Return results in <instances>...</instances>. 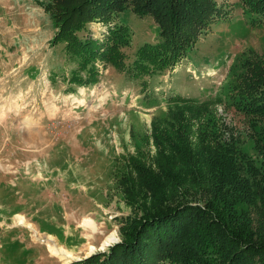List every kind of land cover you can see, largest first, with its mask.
<instances>
[{
    "label": "rangeland",
    "instance_id": "rangeland-1",
    "mask_svg": "<svg viewBox=\"0 0 264 264\" xmlns=\"http://www.w3.org/2000/svg\"><path fill=\"white\" fill-rule=\"evenodd\" d=\"M216 1L219 16L174 68L133 79L99 57V82L84 87L70 83L77 63L67 61L64 43L51 42L58 30L43 3L0 0V264H26L27 243L42 255L30 264L51 262L50 244L73 254L50 250L55 264H71L120 241V218L133 211L117 176L124 158L155 154L153 123L184 115L195 129L212 120L227 137L246 132L231 97L233 73L250 51L264 52V20L245 12L241 0ZM119 18L132 32L123 48L128 63L141 45L161 40L152 15L129 7ZM109 28L96 21L82 33L104 45ZM180 95L191 99H173ZM253 145L247 139L244 148L252 153ZM18 215L33 227L8 231ZM112 235L117 239L105 245Z\"/></svg>",
    "mask_w": 264,
    "mask_h": 264
},
{
    "label": "trees",
    "instance_id": "trees-1",
    "mask_svg": "<svg viewBox=\"0 0 264 264\" xmlns=\"http://www.w3.org/2000/svg\"><path fill=\"white\" fill-rule=\"evenodd\" d=\"M37 1L58 30L51 42L64 43L67 61L77 63L70 83L84 87L99 82V57L129 78L164 74L220 13L216 0ZM241 3L264 20V0ZM129 7L152 15L161 38L141 45L130 63L123 48L131 45L132 32L117 21ZM96 21L110 27L104 45L82 33ZM231 90L246 132L227 137L212 120L195 129L184 115L153 123L155 154L124 158L117 176L133 211L120 218L121 240L71 264H264V52L250 51L241 60ZM247 139L252 153L244 148Z\"/></svg>",
    "mask_w": 264,
    "mask_h": 264
},
{
    "label": "bare ground",
    "instance_id": "bare-ground-1",
    "mask_svg": "<svg viewBox=\"0 0 264 264\" xmlns=\"http://www.w3.org/2000/svg\"><path fill=\"white\" fill-rule=\"evenodd\" d=\"M18 220H19V224L22 223V224H28L30 226H32L30 223H28L25 219V217L23 215H18ZM85 222V226H90V227H93L94 229L96 228V225H95V222L92 218L90 217H85L84 218V221ZM33 227V226H32ZM117 239V237H115L114 235L112 236H109L107 238V240L105 241V245H109L111 242L115 241ZM50 250L55 253L56 255H58L59 257L61 256L62 258L65 257V258H70L71 256H73V254L67 250V249H64L63 247L61 246H58V245H51L50 244ZM103 248V247H102ZM95 249V246L94 245H91L90 246V252H93Z\"/></svg>",
    "mask_w": 264,
    "mask_h": 264
},
{
    "label": "crops",
    "instance_id": "crops-1",
    "mask_svg": "<svg viewBox=\"0 0 264 264\" xmlns=\"http://www.w3.org/2000/svg\"><path fill=\"white\" fill-rule=\"evenodd\" d=\"M86 89V88H85ZM31 222H35L34 220H32ZM20 224H22V223H20ZM26 225V224H25ZM6 228H8V231H14V230H22L23 228L22 227H20V225H19V223H17L16 221L15 222H13V224H11L10 226L9 225H6L5 226ZM27 227V226H26ZM12 231V232H13ZM16 239H18V240H21L20 239V236L18 237V238H12V243H13V241H15ZM27 239H30L31 240V238H29V235L27 236H25L24 238H23V240H27ZM3 242V241H2ZM35 242V241H34ZM6 243H8V242H6ZM28 247H30L29 248V257H30V259H28V261H27V263L26 264H30V263H32V262H35V263H38L39 261H42L41 260V257H42V255L40 254V250H38V249H34V248H31V243H27L26 244ZM2 246H0V260L1 261H3V259H4V257H3V254H2ZM23 248H24V250H27V248L25 247V245L23 246ZM50 251V250H49ZM49 251L47 250V252H48V258L50 259V260H52L51 262H48L47 264H55L54 262V258L51 256V254L49 253ZM32 253H36V254H34V255H36L37 257L35 258V259H33L32 257H31V255H33ZM34 263V264H35Z\"/></svg>",
    "mask_w": 264,
    "mask_h": 264
}]
</instances>
